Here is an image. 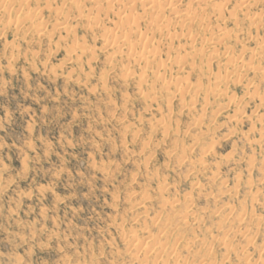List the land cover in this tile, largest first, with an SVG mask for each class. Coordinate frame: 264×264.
<instances>
[{"label": "rangeland", "instance_id": "rangeland-1", "mask_svg": "<svg viewBox=\"0 0 264 264\" xmlns=\"http://www.w3.org/2000/svg\"><path fill=\"white\" fill-rule=\"evenodd\" d=\"M142 1L0 0V264H264V0Z\"/></svg>", "mask_w": 264, "mask_h": 264}, {"label": "bare ground", "instance_id": "bare-ground-1", "mask_svg": "<svg viewBox=\"0 0 264 264\" xmlns=\"http://www.w3.org/2000/svg\"><path fill=\"white\" fill-rule=\"evenodd\" d=\"M129 1V0H128ZM133 1H138V0H133ZM142 1V0H141ZM146 1H151V0H145V4H147V2ZM153 1V0H152ZM131 2V1H130ZM140 2V1H139ZM142 2H144V0L142 1ZM16 3V2H15ZM133 3V2H132ZM76 4V3H75ZM8 6V5H7ZM160 7H161V5H160ZM158 8H159V6H158ZM2 9V8H1ZM162 10V9H161ZM5 12V11H4ZM159 13H161V12H159ZM30 17V16H29ZM29 17H23L22 16V19L21 20H23V21H25V20H27V18L29 19ZM31 18V17H30ZM22 21V22H23ZM38 24V23H37ZM41 24V23H40ZM133 27H130V28H128V30H129V32L131 33V31L133 30L134 31V29H132ZM132 31V32H133ZM135 33V32H134ZM123 42H126V40L125 41H123ZM125 44V43H124ZM114 48V47H113ZM71 51V50H70ZM113 55V54H112Z\"/></svg>", "mask_w": 264, "mask_h": 264}]
</instances>
